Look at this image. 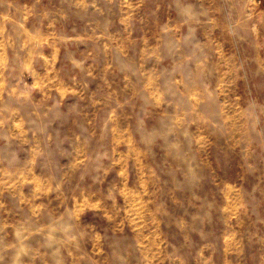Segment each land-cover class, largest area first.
<instances>
[{"label": "rangeland", "instance_id": "rangeland-1", "mask_svg": "<svg viewBox=\"0 0 264 264\" xmlns=\"http://www.w3.org/2000/svg\"><path fill=\"white\" fill-rule=\"evenodd\" d=\"M155 231L264 264V0H0V264H208Z\"/></svg>", "mask_w": 264, "mask_h": 264}, {"label": "crops", "instance_id": "crops-1", "mask_svg": "<svg viewBox=\"0 0 264 264\" xmlns=\"http://www.w3.org/2000/svg\"><path fill=\"white\" fill-rule=\"evenodd\" d=\"M27 125L31 127L33 126L31 123H28ZM199 172L201 171L199 170ZM199 172L194 174L195 182L187 186V193H189L190 198L195 201L192 206L195 208L194 214L197 216L204 212V209L206 208L205 202L207 201L206 195L210 191L207 184L204 183L203 185L200 181H198V179H196L197 176H199ZM181 186L183 188L186 187L184 185ZM180 193L182 192L180 191ZM157 221V219H154V222ZM194 222L198 227H201V223H203L198 219ZM230 236L235 235L231 234ZM151 237H153V239L149 240L152 243V246L148 247V250L151 251V256L158 255L159 253L165 254L167 252V248L170 246L172 250L175 247L178 249L182 248L181 250H185V248H187L188 252L189 249H193V256L201 255L204 256V259L208 258V264H243L241 255L238 257L236 255V250H239L237 245L235 243L227 245L225 243V235H221L219 233L208 234L206 232H200L196 234L192 232H180L177 233V235H175V233H170L166 238H163L162 232L160 233L155 231ZM188 252L186 251L185 254L189 257L190 255ZM204 262H207V260H204ZM256 263H258V259Z\"/></svg>", "mask_w": 264, "mask_h": 264}]
</instances>
